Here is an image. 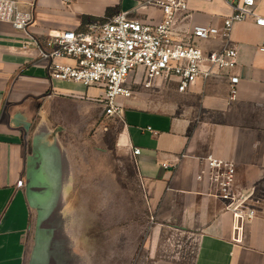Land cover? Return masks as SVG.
Listing matches in <instances>:
<instances>
[{
    "label": "crops",
    "instance_id": "1",
    "mask_svg": "<svg viewBox=\"0 0 264 264\" xmlns=\"http://www.w3.org/2000/svg\"><path fill=\"white\" fill-rule=\"evenodd\" d=\"M14 1L32 10L33 21L26 32L0 22V264H264V27L251 18L232 25L233 99L225 76L198 77L185 92L136 79L128 97L116 98L119 115L107 117L99 88L50 82L37 48L24 44L120 11L158 20L160 10L146 0ZM188 8L185 28L220 31L231 13L224 0H189ZM253 10L264 15V0H254ZM222 45L220 33L200 43ZM109 122L118 165L103 168L112 177L95 189L79 185L71 145L58 131L88 146L90 129L100 134ZM208 154L233 162L236 184L249 195L255 215L239 231L211 191ZM48 208L64 223L66 242L32 260L31 234L47 228Z\"/></svg>",
    "mask_w": 264,
    "mask_h": 264
},
{
    "label": "built area",
    "instance_id": "2",
    "mask_svg": "<svg viewBox=\"0 0 264 264\" xmlns=\"http://www.w3.org/2000/svg\"><path fill=\"white\" fill-rule=\"evenodd\" d=\"M224 1L231 13L223 18L220 31L214 26L183 27L189 18V0H146L143 4L160 10L158 20H141L120 11L105 19H87L75 30L50 31L44 40L30 36L24 46L32 44L37 48L50 82L99 88L102 92L99 102L107 117L119 115L116 98L128 97L136 79L145 87L159 81L185 92L198 77L225 76L229 98L233 99L239 76L228 73L237 62V50L229 45L230 30L234 23L249 18L264 27V15L254 12V0ZM32 21L31 9H19L14 0H0V22L26 32ZM218 33L222 47L206 50L200 46ZM260 49L264 50V44ZM139 152L138 148L132 149L133 154ZM205 164L213 195L232 214L235 230L239 231L254 217L255 210L249 195L236 184L235 164L211 154L205 157Z\"/></svg>",
    "mask_w": 264,
    "mask_h": 264
},
{
    "label": "rangeland",
    "instance_id": "3",
    "mask_svg": "<svg viewBox=\"0 0 264 264\" xmlns=\"http://www.w3.org/2000/svg\"><path fill=\"white\" fill-rule=\"evenodd\" d=\"M101 129L100 134L95 132V127L90 129V132L86 136V138H90L88 146L82 142V138H71V136L65 132L63 127H60L58 131L60 141L67 145H71L75 181L79 183V185L81 183H89L90 188L94 189L98 183L104 182V180L102 181L104 177V179L112 177V175L107 173L103 174V168L110 167L112 169L118 165V161H116L115 158L116 155H114L113 149L110 148L112 146V138H114L116 129L112 127L111 122L107 123ZM96 138L108 139L106 140V143L101 144ZM101 145L105 147H101ZM59 160L57 166L58 171H65V160L62 158ZM76 193L81 195L82 192L76 191ZM90 194L92 195L91 197L96 198L97 190H92ZM54 210L55 208H48L45 217H43L42 226L47 228L40 229L37 225L36 231L31 234L29 254L32 260L51 252L50 248L64 245L63 243L66 242L62 229L64 223L59 222V217Z\"/></svg>",
    "mask_w": 264,
    "mask_h": 264
}]
</instances>
